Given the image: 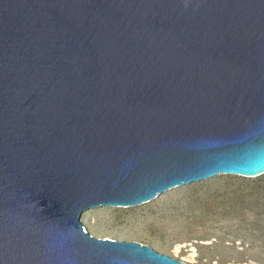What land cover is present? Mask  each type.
I'll use <instances>...</instances> for the list:
<instances>
[{"label": "water", "instance_id": "obj_1", "mask_svg": "<svg viewBox=\"0 0 264 264\" xmlns=\"http://www.w3.org/2000/svg\"><path fill=\"white\" fill-rule=\"evenodd\" d=\"M264 174V0H0V264H188L83 213Z\"/></svg>", "mask_w": 264, "mask_h": 264}, {"label": "rangeland", "instance_id": "obj_2", "mask_svg": "<svg viewBox=\"0 0 264 264\" xmlns=\"http://www.w3.org/2000/svg\"><path fill=\"white\" fill-rule=\"evenodd\" d=\"M98 237L137 240L188 264H264V174L219 173L133 206L86 210Z\"/></svg>", "mask_w": 264, "mask_h": 264}, {"label": "bare ground", "instance_id": "obj_3", "mask_svg": "<svg viewBox=\"0 0 264 264\" xmlns=\"http://www.w3.org/2000/svg\"><path fill=\"white\" fill-rule=\"evenodd\" d=\"M221 173H226V172H221ZM235 174V173H234Z\"/></svg>", "mask_w": 264, "mask_h": 264}]
</instances>
